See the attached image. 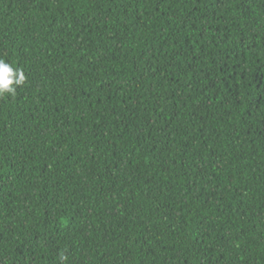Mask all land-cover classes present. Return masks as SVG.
I'll use <instances>...</instances> for the list:
<instances>
[{
  "label": "trees",
  "instance_id": "16d2710c",
  "mask_svg": "<svg viewBox=\"0 0 264 264\" xmlns=\"http://www.w3.org/2000/svg\"><path fill=\"white\" fill-rule=\"evenodd\" d=\"M0 264H264V0H0Z\"/></svg>",
  "mask_w": 264,
  "mask_h": 264
},
{
  "label": "clouds",
  "instance_id": "9594fccd",
  "mask_svg": "<svg viewBox=\"0 0 264 264\" xmlns=\"http://www.w3.org/2000/svg\"><path fill=\"white\" fill-rule=\"evenodd\" d=\"M25 76L19 69L14 70L4 60H0V95L15 94L16 87L24 83Z\"/></svg>",
  "mask_w": 264,
  "mask_h": 264
}]
</instances>
